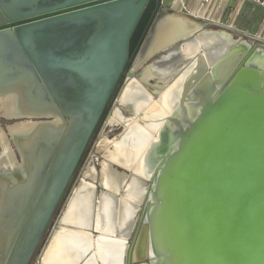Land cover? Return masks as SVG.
Segmentation results:
<instances>
[{
  "label": "water",
  "instance_id": "95a60500",
  "mask_svg": "<svg viewBox=\"0 0 264 264\" xmlns=\"http://www.w3.org/2000/svg\"><path fill=\"white\" fill-rule=\"evenodd\" d=\"M168 3L0 0V97L26 114L71 118L46 190L0 264H28L133 54L161 34L160 46L203 30L206 22ZM216 48L187 81L182 109L164 120L163 149L171 151L149 188L150 253L136 256L134 239L126 264H264V42Z\"/></svg>",
  "mask_w": 264,
  "mask_h": 264
},
{
  "label": "flooded vegetation",
  "instance_id": "af4514ba",
  "mask_svg": "<svg viewBox=\"0 0 264 264\" xmlns=\"http://www.w3.org/2000/svg\"><path fill=\"white\" fill-rule=\"evenodd\" d=\"M189 45L195 48L190 55L184 51ZM213 45L200 43L194 36L169 45L144 43L133 54L130 67L113 91L101 123L88 139L80 164L70 175L28 264L34 263L55 222L41 256L53 240L74 254L90 255L95 251L92 243L104 236L107 241L111 238L122 241L123 247L114 244L108 249L107 246L103 264H126L130 242L144 236L146 214L152 202L149 188L171 151V147L163 149L165 129L170 124L164 120L182 109L186 83L198 75L203 54L208 60L216 55ZM158 99L163 100L168 111L160 117L146 118L145 110ZM11 112L12 116H6L10 124L0 127V258L14 252L29 210L37 195L46 190L43 184L71 124V118L63 112L33 116L15 106ZM19 122L29 126L21 131L9 129ZM146 122H154L159 129L146 142L141 173L109 161L99 150L101 143L106 142L110 148L127 151L132 146L131 139L145 131L141 123ZM95 145L100 153L99 163L86 166L76 185L79 171ZM16 192L20 201L10 202ZM26 205V217L15 218ZM76 257L79 259V254Z\"/></svg>",
  "mask_w": 264,
  "mask_h": 264
},
{
  "label": "bare ground",
  "instance_id": "6f19581e",
  "mask_svg": "<svg viewBox=\"0 0 264 264\" xmlns=\"http://www.w3.org/2000/svg\"><path fill=\"white\" fill-rule=\"evenodd\" d=\"M176 28H177L176 26H173L172 32L171 30H169L171 32V34L169 33L170 34L169 36L175 34ZM164 36L165 34L163 35V37L161 34L160 36L161 40L162 38L164 39ZM160 38L157 41L158 43H160ZM195 39L200 43H212L214 44L213 45L214 47H217V45H221V44L228 45L236 41L229 32L224 30H213V29H203L201 32L195 35ZM194 49L195 48L189 45L186 46V49H184V51L186 54L189 53L188 55H190L193 53ZM214 58L216 57L213 56L212 59H209V61L213 60ZM158 100L159 101H156L152 106H150L145 110L146 118L149 117L151 119V117L153 116L160 117L161 115H164L168 111L167 107L163 103V100L162 99H158ZM0 104L2 105V109L4 110L5 113L4 115L7 117L12 116L11 111L13 108V98L11 96L0 98ZM151 123L148 122L141 123V125L145 128V131L137 136H134L131 139L132 146L127 151H122L117 147L110 148L106 142L101 143V145L99 146V150L103 151L104 157L107 158L109 161L118 163L119 165L127 169H131L133 170V172H136L138 174L141 173L142 164H143V160L141 159V157L146 142L148 141L149 136L153 135L154 132L156 133L157 130L159 129L157 124L155 125L154 122ZM28 126L29 124L27 123L19 122V123H15L12 126H9V129L21 131ZM142 234H144V236L142 235V238L138 242L137 248L135 249L136 250L135 255L145 258L150 253V235H149V227L147 225H144V232ZM111 239L110 240L108 239L107 241L106 237L99 236V238H97L92 243L95 248L94 253L90 255H86L82 252H78L80 257L79 259H72L70 256L64 255L62 251L57 246H55L54 243H51L48 246L47 250L44 252L43 256L41 257L42 259L41 264H103L102 261L104 260V252H106L107 248L110 249L109 247H113L114 244H118L123 247L122 241L116 242ZM105 243H107L108 245H105Z\"/></svg>",
  "mask_w": 264,
  "mask_h": 264
},
{
  "label": "built area",
  "instance_id": "2783aa9c",
  "mask_svg": "<svg viewBox=\"0 0 264 264\" xmlns=\"http://www.w3.org/2000/svg\"><path fill=\"white\" fill-rule=\"evenodd\" d=\"M247 1L264 8V4L257 0H169L167 9L197 17L206 24L209 22L219 29L235 31L241 37L252 39L253 42H264V14L259 23V28L255 32L240 29L236 25L242 6ZM163 8L166 9V6Z\"/></svg>",
  "mask_w": 264,
  "mask_h": 264
},
{
  "label": "crops",
  "instance_id": "0c3cea01",
  "mask_svg": "<svg viewBox=\"0 0 264 264\" xmlns=\"http://www.w3.org/2000/svg\"><path fill=\"white\" fill-rule=\"evenodd\" d=\"M264 8L260 5H257L251 1H247L242 6L240 15L236 20V25L240 29L247 30L250 32H255L259 28V23L263 17ZM52 243L57 246L64 255L70 256L72 259L77 258V254L68 251L61 243H58L56 240H53Z\"/></svg>",
  "mask_w": 264,
  "mask_h": 264
},
{
  "label": "rangeland",
  "instance_id": "374dc122",
  "mask_svg": "<svg viewBox=\"0 0 264 264\" xmlns=\"http://www.w3.org/2000/svg\"><path fill=\"white\" fill-rule=\"evenodd\" d=\"M203 29H213V30H224V31H227V32H229L231 35H232V37L235 39V40H239V39H243V40H246V41H248V42H250V43H253V40L252 39H250V38H248V37H241V35L240 34H238L237 32H235V31H230V30H227V29H219L218 27H216V26H214V25H212L211 23H207L204 27H203ZM5 113H4V110L2 109V105L0 104V127H3V128H5V126L6 125H8V124H10V122H9V120H7V118H6V116L4 115ZM99 158H100V153H98V151H97V147H96V145L93 147V149L91 150V152H90V154H89V156H88V158L84 161V163H83V165H82V167H81V169H80V171H79V174H78V177H77V181H76V185L78 184V182L82 179V172H83V169L86 167V166H88L89 164H91V163H93V164H97L98 165V163H99ZM75 185V186H76ZM66 203V202H65ZM65 207V204L63 205V208ZM56 222L52 225V227H51V229H50V231H49V233H48V235H47V237H46V240H45V243H44V246H46L47 245V242L49 241V238H50V236H51V234L53 233L52 231H53V229L55 228V226H56ZM52 243V242H51ZM105 245H108L107 243H105ZM44 246L42 247V249L40 250V252L38 253V255H37V257L34 259V263L33 264H41V257L43 256H41L40 254H41V252H42V250L44 249ZM40 255V256H39ZM39 261V262H38ZM144 264H146V263H144Z\"/></svg>",
  "mask_w": 264,
  "mask_h": 264
}]
</instances>
